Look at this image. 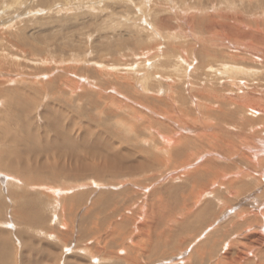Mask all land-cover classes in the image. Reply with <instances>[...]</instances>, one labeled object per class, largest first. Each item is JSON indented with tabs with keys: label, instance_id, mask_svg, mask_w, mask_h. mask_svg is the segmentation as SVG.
I'll use <instances>...</instances> for the list:
<instances>
[{
	"label": "rangeland",
	"instance_id": "obj_1",
	"mask_svg": "<svg viewBox=\"0 0 264 264\" xmlns=\"http://www.w3.org/2000/svg\"><path fill=\"white\" fill-rule=\"evenodd\" d=\"M263 14L0 0V264H264Z\"/></svg>",
	"mask_w": 264,
	"mask_h": 264
},
{
	"label": "bare ground",
	"instance_id": "obj_2",
	"mask_svg": "<svg viewBox=\"0 0 264 264\" xmlns=\"http://www.w3.org/2000/svg\"><path fill=\"white\" fill-rule=\"evenodd\" d=\"M133 1V0H132ZM135 1V0H134ZM18 2V1H17ZM127 2V1H126ZM152 2V1H151ZM150 2V3H151ZM147 3H148V0H147ZM135 5H136V3H135ZM138 5V4H137ZM12 7V6H11ZM137 7V6H136ZM150 7V6H149ZM142 8H145V5L144 4H142ZM146 9V8H145ZM144 12V11H143ZM146 12V11H145ZM153 12V11H152ZM150 15H152V14H150ZM264 15V14H263ZM144 16V15H143ZM231 16V15H230ZM146 17H147V15H146ZM233 19V18H232ZM150 20H148V22H149ZM146 23V22H145ZM147 24V23H146ZM113 25H115V24H113ZM153 26V25H152ZM136 28V27H135ZM154 28H156V27H154ZM154 28H152V29H154ZM143 29V28H142ZM147 29V28H146ZM139 30V29H138ZM155 32V31H154ZM153 33V32H152ZM241 33V32H240ZM246 34V33H245ZM244 34V35H245ZM153 35V34H152ZM162 35V34H161ZM253 35V34H252ZM250 36V35H246L247 37L246 38H249L250 40V44L251 45H254V41L256 42L257 41V39L255 38L254 39V35H255V32H254V35L253 36ZM157 36V35H156ZM155 36V37H156ZM165 36V35H164ZM229 36V35H228ZM260 36V35H259ZM155 37L153 36V38L155 39ZM251 37H252V41H251ZM157 39V38H156ZM168 39H170V38H168ZM160 40V39H159ZM1 42V41H0ZM170 42V41H169ZM172 42V41H171ZM259 42H263V44H264V38H263V36H261L260 38H259ZM120 45V44H119ZM148 50V49H147ZM150 50V49H149ZM158 51V50H157ZM166 55V54H165ZM6 56V55H5ZM22 56V55H21ZM24 58V57H23ZM141 58V57H140ZM148 57H146V58H144V59H147ZM76 59V58H75ZM6 60V59H5ZM22 60V59H21ZM20 60V61H21ZM165 60V59H164ZM27 61V60H26ZM32 61V60H31ZM51 61V60H50ZM77 61V60H76ZM149 61V60H148ZM18 62V61H17ZM36 62V61H35ZM44 62V61H43ZM142 62V61H141ZM140 62V63H141ZM177 62V61H176ZM10 63V62H9ZM37 63V62H36ZM69 63V62H68ZM76 63V62H75ZM78 63V62H77ZM146 63V62H145ZM178 63V62H177ZM179 63H181V62H179ZM48 64H49V62H48ZM136 64V63H135ZM138 64H139V62H138ZM235 64V63H234ZM233 64V65H234ZM263 64V63H262ZM80 65V64H79ZM78 65V66H79ZM105 65V64H104ZM103 65V66H104ZM181 65V64H180ZM225 65H226V63H225ZM227 65H228V63H227ZM237 65V64H236ZM13 66V65H12ZM106 66V65H105ZM139 66V65H138ZM156 66H158V65H156ZM176 66V65H175ZM179 66V65H178ZM244 66V65H243ZM262 66V65H261ZM15 67V66H14ZM144 67V66H143ZM146 67V66H145ZM159 67V66H158ZM177 67V66H176ZM217 67V66H216ZM237 67H238V65H237ZM237 67H234V66H223V67H218V68H221V69H218L215 73H213V76H214V78H213V81L215 80V83H219V82H216V81H220L221 79L220 78H224L225 77V80H231V84L232 85H237V87L239 86V85H242V78H245V76H252L251 74H253V72L251 73V71L250 70H240V68L242 67H240V68H237ZM139 68H141V67H139ZM178 68H180V67H178ZM177 68V69H178ZM244 68H245V66H244ZM98 69V68H97ZM112 69V68H111ZM118 69V68H117ZM164 69V68H163ZM251 69V68H250ZM105 70H106V68H105ZM131 70V69H130ZM141 70V69H140ZM152 70V69H151ZM157 70V69H156ZM176 70V69H175ZM181 70L182 71H184L183 70V68H181ZM254 70V69H253ZM72 71V70H71ZM103 71V70H102ZM118 71H120V70H118ZM137 71V70H136ZM144 71H146V70H144ZM154 71V70H153ZM164 71V70H163ZM178 72H179V70H177ZM131 72V71H130ZM150 72V71H149ZM154 72H156V71H154ZM174 72V71H173ZM105 73L106 74H111V73H113L111 70H106L105 71ZM118 73V72H117ZM135 73V72H134ZM175 73H176V71H175ZM181 73H183V72H181ZM184 73H185V71H184ZM249 73H251L250 75H249ZM151 74V73H150ZM164 74V73H163ZM185 74H187V73H185ZM255 74H257V73H255ZM159 75V74H158ZM179 75V74H178ZM177 74H176V78H177V76H178ZM184 74H181V76H183ZM188 75V74H187ZM173 76V75H172ZM186 76V75H185ZM212 76V75H211ZM187 77V76H186ZM172 78V77H171ZM181 78V77H180ZM148 79V78H147ZM187 78H185V80H186ZM7 80V79H6ZM155 80V79H154ZM174 80H176V82H177V79H174ZM181 80H184V79H181ZM169 83L171 82L172 83V81L171 80H167ZM4 82V81H3ZM141 82V81H140ZM151 82H153V81H151ZM166 82V81H165ZM175 82V83H176ZM61 83V82H60ZM145 83V82H144ZM178 83V82H177ZM214 82H212V84H213ZM4 84V83H3ZM20 84V83H19ZM152 84V83H151ZM2 85V84H1ZM141 85H143V84H141ZM145 85V84H144ZM147 85V84H146ZM153 85V84H152ZM173 86V85H172ZM73 87H75V85L73 86ZM121 87V86H120ZM144 87V86H143ZM145 88V87H144ZM164 88V87H163ZM210 88V87H209ZM59 90V89H58ZM161 90V89H160ZM84 91V90H83ZM19 92V91H18ZM209 92V91H208ZM17 93V92H16ZM216 94V93H215ZM4 97V96H3ZM208 97V96H207ZM195 98V97H194ZM177 100V99H176ZM263 101V100H262ZM96 102V101H95ZM264 107V106H263ZM262 108V107H261ZM256 110V112H259L260 110H259V108H255ZM1 110V109H0ZM254 111V110H253ZM260 112H264V110H262V111H260ZM259 114V113H258ZM261 114V113H260ZM264 114V113H263ZM262 115V114H261ZM11 129V128H10ZM263 129V128H262ZM264 130V129H263ZM263 133H264V131H263ZM185 148V147H184ZM125 165V164H124ZM119 167V166H118ZM123 167V166H122ZM114 170V169H113ZM113 174V173H112ZM6 255V254H5ZM2 259H3V251L2 250H0V260L2 261ZM1 263V262H0Z\"/></svg>",
	"mask_w": 264,
	"mask_h": 264
}]
</instances>
